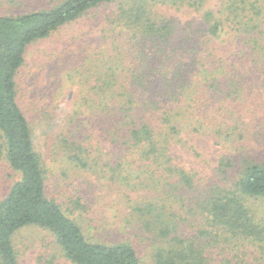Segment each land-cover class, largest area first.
<instances>
[{"label": "trees", "instance_id": "16d2710c", "mask_svg": "<svg viewBox=\"0 0 264 264\" xmlns=\"http://www.w3.org/2000/svg\"><path fill=\"white\" fill-rule=\"evenodd\" d=\"M109 6L71 35L70 54L51 52L64 71L55 81L72 88L57 94L69 101L42 103L55 141L46 157L19 101L28 51ZM260 88L264 0H59L0 15V159L18 173L0 194V264H24L15 238L29 227L49 232L70 264H254V254L264 264V215L251 204L264 203V155L224 157L211 179L180 162L197 154L195 138H264ZM243 248L260 257L240 262Z\"/></svg>", "mask_w": 264, "mask_h": 264}, {"label": "rangeland", "instance_id": "374dc122", "mask_svg": "<svg viewBox=\"0 0 264 264\" xmlns=\"http://www.w3.org/2000/svg\"><path fill=\"white\" fill-rule=\"evenodd\" d=\"M210 1L211 5L216 8L218 5V0ZM58 2L59 0H15V3H12L11 0H0V15H19L33 10L49 9L57 5ZM112 6L106 8L102 7L99 10H93L91 15H89L86 19L82 20L73 27L60 30L57 34H54L50 40L43 41L42 43L31 47L28 51V64L23 68L19 75V101L23 106V109L32 119V123L35 128V134L41 144V151L44 152L46 157H48L53 151L52 143L55 141L52 133L51 135H48L47 139L45 134L46 128L40 123V118L42 116L41 111L43 110L42 103L61 104L62 100H68L69 97L64 95L61 99H59L57 94H63L64 90L72 88L63 86L64 88L60 89V84L58 81H55V78H60L64 71L59 70L60 67H58L55 71L52 70V65L56 62V55L51 52L57 49L70 54L69 44L72 43L70 42L71 35L76 33V35L79 36L80 29L84 27H92L97 19L104 20L105 15L112 11ZM161 8L165 13L166 7L161 6ZM168 14L182 19L183 21H186L189 18L202 17V14L197 15L196 13H191V15H189L187 12L175 10L169 11ZM91 42L96 44L97 41L91 40ZM56 85H58L57 91L53 89ZM60 90L63 91L61 92ZM259 92H261V94L264 93V89L260 88ZM40 93H43L40 98L44 99V101H41V99L34 101V98L39 97ZM68 93L69 91L67 94ZM68 95L71 96L72 92H70ZM258 95L259 96L256 102L260 103V105L264 107V95L263 98H260V93H258ZM256 102L253 100V98H251L250 104H256ZM261 124L264 126V123ZM243 136L244 137L242 138H240L241 136L237 137L238 142L234 143L235 145L231 143H224L222 141H220L218 144L217 139L213 136L195 138L196 140L194 141V145L197 154L190 155L187 153H182L180 162L182 166L186 167L187 169L197 170L202 173L201 175L211 179L216 178L217 175H219V171H217V169L220 160L224 157L230 158L229 156L235 155L233 158L236 159L240 158L239 156H243L245 154L258 153V156L263 158L264 138H260L255 132L254 134L247 132L244 133ZM241 143H245V145L242 146ZM56 168L58 169L57 173H59L60 166L57 165ZM88 177L91 181H95L94 176L89 175ZM16 179H18V173H16L10 167L6 159H0V194L3 195ZM77 186H80L82 189H84V196H88L89 200L97 199V197H94L95 193H100L97 187L92 188V185L84 184V178L77 182ZM89 189H93L95 193L93 191H89ZM109 193V200H116L115 194L111 193V191ZM52 194L58 195V193H55L54 189L52 190ZM251 204H254V209H257L264 215V203L252 202ZM95 209L104 215H109L112 213V211L108 207L105 208V206H96ZM99 213L97 214L101 215ZM112 214L113 218H115L114 213ZM92 218H94V214L92 215ZM15 240L16 245L18 246L17 248L21 251L24 258V264H70L61 255L58 245L56 244V239L49 232L43 231L36 227H29L18 233ZM253 252L258 253L256 249L251 248L248 251L246 248H243V252L241 253V258L239 261L243 262L242 260L246 257V254L251 256V254H254ZM142 254L146 258L145 254ZM229 254H232V256L236 255L235 253H231V251L227 252L226 250L225 255L227 256ZM257 256L258 258L260 257L259 253ZM255 258V254L251 256L253 263L260 264V261H256ZM146 260L151 262L149 257Z\"/></svg>", "mask_w": 264, "mask_h": 264}]
</instances>
